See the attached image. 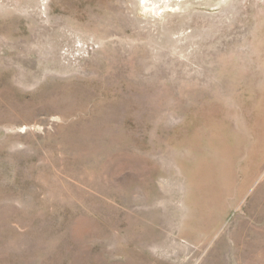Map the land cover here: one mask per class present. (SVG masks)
Wrapping results in <instances>:
<instances>
[{
	"label": "rangeland",
	"instance_id": "obj_1",
	"mask_svg": "<svg viewBox=\"0 0 264 264\" xmlns=\"http://www.w3.org/2000/svg\"><path fill=\"white\" fill-rule=\"evenodd\" d=\"M0 264H264V0H0Z\"/></svg>",
	"mask_w": 264,
	"mask_h": 264
}]
</instances>
